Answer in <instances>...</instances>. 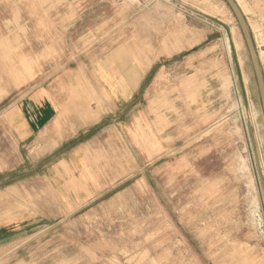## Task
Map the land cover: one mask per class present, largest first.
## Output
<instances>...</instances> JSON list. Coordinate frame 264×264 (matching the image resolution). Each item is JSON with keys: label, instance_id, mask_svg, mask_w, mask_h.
Wrapping results in <instances>:
<instances>
[{"label": "rangeland", "instance_id": "rangeland-1", "mask_svg": "<svg viewBox=\"0 0 264 264\" xmlns=\"http://www.w3.org/2000/svg\"><path fill=\"white\" fill-rule=\"evenodd\" d=\"M234 1L264 53V0ZM0 264H264V117L223 0H0Z\"/></svg>", "mask_w": 264, "mask_h": 264}, {"label": "water", "instance_id": "water-1", "mask_svg": "<svg viewBox=\"0 0 264 264\" xmlns=\"http://www.w3.org/2000/svg\"><path fill=\"white\" fill-rule=\"evenodd\" d=\"M223 2L226 4V6L229 8L231 13L233 14L239 26V29L241 31V34H242V37H243V40H244L246 49L248 51L251 64H252V68L254 71L255 80H256L257 89H258L259 98H260V103H261V108H262V113L264 117V78H263L261 66L259 63L257 52L255 50V46L252 40L250 30L236 2L234 0H223Z\"/></svg>", "mask_w": 264, "mask_h": 264}, {"label": "crops", "instance_id": "crops-1", "mask_svg": "<svg viewBox=\"0 0 264 264\" xmlns=\"http://www.w3.org/2000/svg\"><path fill=\"white\" fill-rule=\"evenodd\" d=\"M27 106V112H40L41 117L44 119L57 116V112L53 110V104L50 103L49 98L44 93L36 94L30 99Z\"/></svg>", "mask_w": 264, "mask_h": 264}, {"label": "bare ground", "instance_id": "bare-ground-1", "mask_svg": "<svg viewBox=\"0 0 264 264\" xmlns=\"http://www.w3.org/2000/svg\"><path fill=\"white\" fill-rule=\"evenodd\" d=\"M239 5V4H238ZM240 6V5H239ZM241 7V6H240ZM242 9V8H241ZM235 44V47H237V45H236V43H234ZM263 56H264V53L262 52V53H258V59L260 60V58H263ZM260 63H262V62H260ZM246 80V83H248L247 81V79H245Z\"/></svg>", "mask_w": 264, "mask_h": 264}]
</instances>
